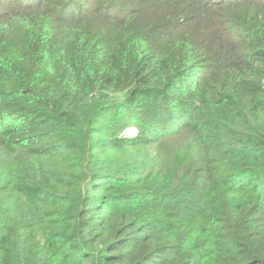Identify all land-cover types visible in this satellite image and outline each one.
Wrapping results in <instances>:
<instances>
[{
  "label": "trees",
  "instance_id": "trees-1",
  "mask_svg": "<svg viewBox=\"0 0 264 264\" xmlns=\"http://www.w3.org/2000/svg\"><path fill=\"white\" fill-rule=\"evenodd\" d=\"M0 264H264V0H0Z\"/></svg>",
  "mask_w": 264,
  "mask_h": 264
},
{
  "label": "rangeland",
  "instance_id": "rangeland-1",
  "mask_svg": "<svg viewBox=\"0 0 264 264\" xmlns=\"http://www.w3.org/2000/svg\"><path fill=\"white\" fill-rule=\"evenodd\" d=\"M137 133H138V131H137V129L136 128H130V129H128L127 131H125L124 132V135H125V137H128V138H132V137H135V136H137ZM156 148H158V146L156 145ZM169 149V146H167L164 150H162L161 151V153H160V155L157 153V156H158V158L157 159H159V161H158V163H157V166L159 165H162L161 164V162H160V157H161V154L162 153H164L166 150H168ZM156 152H157V150L156 149H154V152L153 151H150V150H144V151H141V153H140V155L139 156H141V157H138L137 158V162H139V164L142 162L143 163V161H145V162H152V159L156 156ZM169 152V151H168ZM156 159V160H157ZM134 162V161H133ZM123 163V162H122ZM123 165H124V163H123ZM131 165H133V164H131ZM129 167H132V166H129ZM129 170H131V168H128Z\"/></svg>",
  "mask_w": 264,
  "mask_h": 264
}]
</instances>
